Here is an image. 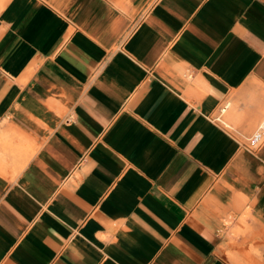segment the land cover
Returning <instances> with one entry per match:
<instances>
[{"label": "crops", "instance_id": "crops-1", "mask_svg": "<svg viewBox=\"0 0 264 264\" xmlns=\"http://www.w3.org/2000/svg\"><path fill=\"white\" fill-rule=\"evenodd\" d=\"M263 116L264 0H0V264H264Z\"/></svg>", "mask_w": 264, "mask_h": 264}, {"label": "built area", "instance_id": "built-area-1", "mask_svg": "<svg viewBox=\"0 0 264 264\" xmlns=\"http://www.w3.org/2000/svg\"><path fill=\"white\" fill-rule=\"evenodd\" d=\"M226 127H228L226 125ZM264 142V116L258 123L256 129L248 136L245 137V146L249 149L259 147Z\"/></svg>", "mask_w": 264, "mask_h": 264}, {"label": "rangeland", "instance_id": "rangeland-1", "mask_svg": "<svg viewBox=\"0 0 264 264\" xmlns=\"http://www.w3.org/2000/svg\"><path fill=\"white\" fill-rule=\"evenodd\" d=\"M220 120H222L224 123H227V125H229L228 128H229L230 131L233 132V131H235V130L237 129L236 126H235L234 124H232L230 121H226V120L224 119V117H221ZM222 121H221V122H222ZM223 122H222V124H223ZM258 123H259V122H258ZM258 123H256L255 126H253V128H251V130H249V131L247 132V136L250 135V134L256 129ZM233 128H234L235 130H233Z\"/></svg>", "mask_w": 264, "mask_h": 264}, {"label": "bare ground", "instance_id": "bare-ground-1", "mask_svg": "<svg viewBox=\"0 0 264 264\" xmlns=\"http://www.w3.org/2000/svg\"><path fill=\"white\" fill-rule=\"evenodd\" d=\"M225 106H228V103H226ZM225 106H224V107H225ZM224 112H225V108L220 110L219 119L222 117L221 115H222ZM220 121H222V120H220ZM222 122H223V121H222ZM223 123H224V122H223ZM225 124H226V123H225ZM226 125H227V124H226Z\"/></svg>", "mask_w": 264, "mask_h": 264}]
</instances>
